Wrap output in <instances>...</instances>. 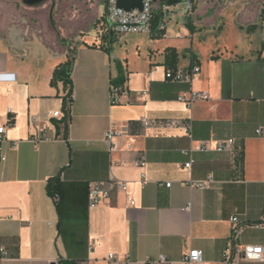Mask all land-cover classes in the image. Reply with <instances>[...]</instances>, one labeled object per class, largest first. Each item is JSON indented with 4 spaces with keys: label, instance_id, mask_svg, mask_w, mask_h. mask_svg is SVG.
<instances>
[{
    "label": "crops",
    "instance_id": "crops-1",
    "mask_svg": "<svg viewBox=\"0 0 264 264\" xmlns=\"http://www.w3.org/2000/svg\"><path fill=\"white\" fill-rule=\"evenodd\" d=\"M15 1L0 0V124L9 139L0 160V246L9 257L0 264H145L160 254L181 264L194 249L201 264H224L228 248L236 255L233 215L245 224L240 245H264V226L254 225L264 218V2L197 0L190 15H179V4L157 9L152 32L61 42L47 6ZM70 59L72 84L53 83ZM194 66L201 72L191 82L166 77ZM190 89L210 99L188 108L178 96ZM55 111L62 115L50 118ZM109 130L118 132L113 149ZM230 138L232 150L218 151ZM209 175L210 187L191 185ZM112 178L127 190L91 208L88 183Z\"/></svg>",
    "mask_w": 264,
    "mask_h": 264
},
{
    "label": "built area",
    "instance_id": "built-area-1",
    "mask_svg": "<svg viewBox=\"0 0 264 264\" xmlns=\"http://www.w3.org/2000/svg\"><path fill=\"white\" fill-rule=\"evenodd\" d=\"M158 2L155 0H144L143 10L133 9L131 11H126L117 6V0H105V13L102 15L101 20L103 22L100 24L99 36L102 38L114 40L116 36H121L127 33H139V32H152L153 20L157 9L161 12L170 10L172 6L167 5L166 2L163 3L162 7L158 6ZM185 8L177 13L181 16L190 15L194 11L193 0H186ZM161 8V9H160ZM201 72L200 66H194L188 69H169L166 72V77L170 80L176 82H191L194 75ZM121 90L122 85L112 83L111 87V101L113 104L121 102ZM75 99V93L73 91L69 92L67 95V103L70 104ZM210 99V94L207 91H198L190 89L186 92H182L178 96V100L183 102L188 108L201 100ZM49 117H60L62 113L60 111L49 112ZM32 122H35L34 117L31 118ZM13 120L10 119V123ZM8 124H0V160L2 162L6 161L5 146L9 143L7 136ZM45 127L41 128L42 135L40 137L34 138L36 143L41 142L45 139ZM258 135L264 136V128H259L257 130ZM118 134L116 130H109L105 134V142L110 146V149L114 148V137ZM235 144V140L230 138L228 140H223L218 146V151L232 150ZM15 147L16 144H11ZM200 149H208L206 142H202ZM194 149L185 150V153L190 155V160L186 162L185 166L191 168L194 164L193 153ZM137 165L143 164V159H138L136 161ZM214 182L213 175H209L204 181L192 182V186H198L202 188L210 187ZM146 180L143 181L145 185ZM168 187L172 185V182L166 184ZM119 188L121 190H127L126 182L112 178L107 181H91L88 183L89 189V205L94 208L102 203L109 201L114 193V191ZM54 201L59 202L61 197L59 193L54 194ZM134 200H130V205H135ZM232 223V236L231 241L236 249V255H233L231 248H228L224 254V264H236L238 259L250 260V261H264V245L262 244H248L240 245V238L245 224L237 215H233L230 218ZM255 227L261 228L264 226V218L261 222L254 224ZM9 257V252L4 246H0V259H5ZM108 260H116L115 254H110ZM171 261L165 254H160L155 258H149L145 261V264H169ZM203 262V251L200 249H194L187 252L182 260L181 264H201ZM55 264H62L60 261L55 262Z\"/></svg>",
    "mask_w": 264,
    "mask_h": 264
},
{
    "label": "rangeland",
    "instance_id": "rangeland-1",
    "mask_svg": "<svg viewBox=\"0 0 264 264\" xmlns=\"http://www.w3.org/2000/svg\"><path fill=\"white\" fill-rule=\"evenodd\" d=\"M15 1V0H9ZM186 0L179 3L178 8H185ZM198 6L203 5V1L199 0ZM217 2L218 0H205ZM230 0H224L229 2ZM247 1V0H243ZM263 3L264 0H258ZM19 8L25 7H43L47 6V20L53 32L59 35L61 42L72 41L75 36H83L89 33H97L99 35L102 15L105 13V0H45L43 3L35 6L26 5L23 0L15 1ZM194 9L197 0H193ZM231 8V7H228ZM231 12V11H230ZM228 16L230 13L227 14ZM238 16V15H237ZM44 25H47L45 17L42 18ZM129 34V33H128ZM131 34V33H130ZM72 44L70 43L69 46Z\"/></svg>",
    "mask_w": 264,
    "mask_h": 264
},
{
    "label": "trees",
    "instance_id": "trees-1",
    "mask_svg": "<svg viewBox=\"0 0 264 264\" xmlns=\"http://www.w3.org/2000/svg\"><path fill=\"white\" fill-rule=\"evenodd\" d=\"M156 13H157V11H156ZM157 16L158 15L155 14L154 20ZM167 57H168V59L175 60V58H177V52L174 49L173 50L170 49ZM72 67H73V60H71V59L66 63L60 64L55 70L54 78H53L52 82L55 83L58 81H63L66 86L72 84V80H71ZM123 82H124L123 77H118L114 81V83H116V84H123ZM57 186H58L57 183L54 184V183L50 182L48 185V188L52 192Z\"/></svg>",
    "mask_w": 264,
    "mask_h": 264
},
{
    "label": "water",
    "instance_id": "water-1",
    "mask_svg": "<svg viewBox=\"0 0 264 264\" xmlns=\"http://www.w3.org/2000/svg\"><path fill=\"white\" fill-rule=\"evenodd\" d=\"M44 1L45 0H23V2L28 6L39 5ZM155 2H158V0H155ZM164 2H166L167 5L174 6L181 3L182 0H159L158 6L162 7ZM117 6L126 11H131L133 9L143 10L144 0H117ZM112 41L113 40H111V42Z\"/></svg>",
    "mask_w": 264,
    "mask_h": 264
}]
</instances>
